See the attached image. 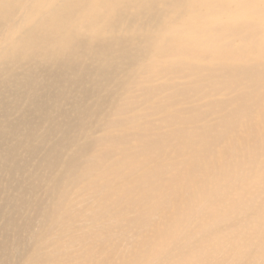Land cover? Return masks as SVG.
Here are the masks:
<instances>
[{
    "label": "bare ground",
    "instance_id": "obj_1",
    "mask_svg": "<svg viewBox=\"0 0 264 264\" xmlns=\"http://www.w3.org/2000/svg\"><path fill=\"white\" fill-rule=\"evenodd\" d=\"M3 179L0 264H264V0H0Z\"/></svg>",
    "mask_w": 264,
    "mask_h": 264
},
{
    "label": "rangeland",
    "instance_id": "obj_2",
    "mask_svg": "<svg viewBox=\"0 0 264 264\" xmlns=\"http://www.w3.org/2000/svg\"><path fill=\"white\" fill-rule=\"evenodd\" d=\"M86 104H87V102H86ZM59 141H60L59 136L55 134L54 136L51 137V139H50L49 142L44 143V144H41V145L38 147V149H37V155H38V158L43 157V155H44L45 152H46L47 147H48L50 144H56V143H58ZM38 162H40V159H38ZM29 170H32V169L29 168ZM40 171H41V170H40ZM41 173H42V171H41ZM51 176H52V173H48V175L46 174V175L44 176V178H47V177H48V179H50ZM4 181H5V180L3 179V180L0 182V186H2V185L4 184ZM7 195H9L10 197H12V196L14 195V192H9V193H7ZM40 197H42V195H40ZM3 199H4V195L0 194V201H2ZM0 210H1V209H0ZM28 213H30V212H28ZM24 215L29 216V214H24ZM14 217L16 218L17 215H15ZM17 223H19V221H18ZM5 237H6V234H5V233H3V232L0 233V240L3 239V238H5Z\"/></svg>",
    "mask_w": 264,
    "mask_h": 264
}]
</instances>
